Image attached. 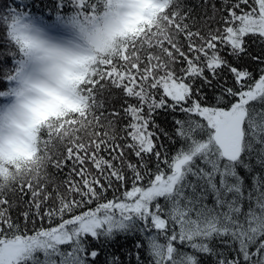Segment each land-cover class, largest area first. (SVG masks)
<instances>
[{"label":"snow or ice","instance_id":"1","mask_svg":"<svg viewBox=\"0 0 264 264\" xmlns=\"http://www.w3.org/2000/svg\"><path fill=\"white\" fill-rule=\"evenodd\" d=\"M0 264H264V0H0Z\"/></svg>","mask_w":264,"mask_h":264},{"label":"trees","instance_id":"2","mask_svg":"<svg viewBox=\"0 0 264 264\" xmlns=\"http://www.w3.org/2000/svg\"><path fill=\"white\" fill-rule=\"evenodd\" d=\"M110 198H111V196H110Z\"/></svg>","mask_w":264,"mask_h":264}]
</instances>
